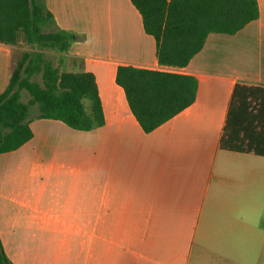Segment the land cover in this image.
I'll return each instance as SVG.
<instances>
[{
  "label": "crops",
  "instance_id": "1",
  "mask_svg": "<svg viewBox=\"0 0 264 264\" xmlns=\"http://www.w3.org/2000/svg\"><path fill=\"white\" fill-rule=\"evenodd\" d=\"M257 19L210 33L177 73L194 101L144 132L117 67L163 70L130 0H44L72 32L59 69L94 76L104 123L82 131L28 118L32 137L0 154V242L12 264H264V157L220 148L236 84L264 87ZM53 51V50H52ZM0 43V93L12 70Z\"/></svg>",
  "mask_w": 264,
  "mask_h": 264
},
{
  "label": "trees",
  "instance_id": "2",
  "mask_svg": "<svg viewBox=\"0 0 264 264\" xmlns=\"http://www.w3.org/2000/svg\"><path fill=\"white\" fill-rule=\"evenodd\" d=\"M144 31L156 42L158 64L184 67L210 33L232 35L257 19L256 0H130ZM74 34L55 25L44 0H0V43L29 46L14 62L0 93V154L32 137L28 118L59 120L75 130L100 127L104 117L94 76L67 72L43 50L67 51ZM116 83L144 132H149L190 105L197 81L191 75L119 65ZM29 98L21 100L22 91ZM87 100L88 107L84 105ZM220 148L264 157V87L234 86ZM0 264H12L0 242Z\"/></svg>",
  "mask_w": 264,
  "mask_h": 264
},
{
  "label": "rangeland",
  "instance_id": "3",
  "mask_svg": "<svg viewBox=\"0 0 264 264\" xmlns=\"http://www.w3.org/2000/svg\"><path fill=\"white\" fill-rule=\"evenodd\" d=\"M30 49L31 48L25 44H18L17 46L12 47V64H14V62L19 58L21 51L30 50ZM43 52L46 58H48L53 63L54 66L57 65L58 54H56L55 51L45 49L43 50ZM28 98H29L28 93L23 90L21 93V100L25 102ZM84 105L86 108L88 107L87 100H84Z\"/></svg>",
  "mask_w": 264,
  "mask_h": 264
},
{
  "label": "built area",
  "instance_id": "4",
  "mask_svg": "<svg viewBox=\"0 0 264 264\" xmlns=\"http://www.w3.org/2000/svg\"><path fill=\"white\" fill-rule=\"evenodd\" d=\"M164 66V69L162 71H168V72H175L177 73V68L178 67H175V66H167V65H163Z\"/></svg>",
  "mask_w": 264,
  "mask_h": 264
}]
</instances>
